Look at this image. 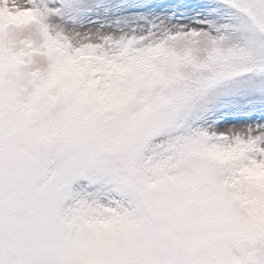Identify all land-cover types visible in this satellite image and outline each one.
<instances>
[{"label": "snow or ice", "instance_id": "snow-or-ice-1", "mask_svg": "<svg viewBox=\"0 0 264 264\" xmlns=\"http://www.w3.org/2000/svg\"><path fill=\"white\" fill-rule=\"evenodd\" d=\"M0 264H264V0H0Z\"/></svg>", "mask_w": 264, "mask_h": 264}]
</instances>
